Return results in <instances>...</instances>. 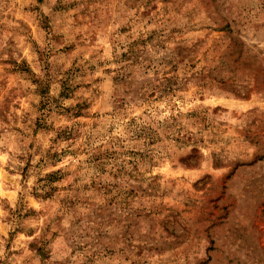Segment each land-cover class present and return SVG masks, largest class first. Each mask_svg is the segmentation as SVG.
Wrapping results in <instances>:
<instances>
[{"label": "rangeland", "instance_id": "1", "mask_svg": "<svg viewBox=\"0 0 264 264\" xmlns=\"http://www.w3.org/2000/svg\"><path fill=\"white\" fill-rule=\"evenodd\" d=\"M0 264H264V0H0Z\"/></svg>", "mask_w": 264, "mask_h": 264}, {"label": "clouds", "instance_id": "2", "mask_svg": "<svg viewBox=\"0 0 264 264\" xmlns=\"http://www.w3.org/2000/svg\"><path fill=\"white\" fill-rule=\"evenodd\" d=\"M4 159H7V155L5 154V156L3 157Z\"/></svg>", "mask_w": 264, "mask_h": 264}]
</instances>
